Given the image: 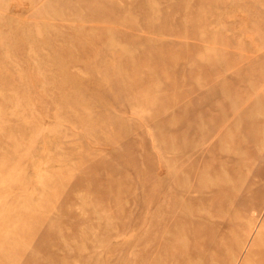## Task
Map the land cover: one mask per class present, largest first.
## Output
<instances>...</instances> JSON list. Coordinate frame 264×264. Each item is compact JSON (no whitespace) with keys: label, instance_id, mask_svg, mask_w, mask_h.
Returning a JSON list of instances; mask_svg holds the SVG:
<instances>
[{"label":"rangeland","instance_id":"374dc122","mask_svg":"<svg viewBox=\"0 0 264 264\" xmlns=\"http://www.w3.org/2000/svg\"><path fill=\"white\" fill-rule=\"evenodd\" d=\"M261 252L264 0H0V264Z\"/></svg>","mask_w":264,"mask_h":264},{"label":"bare ground","instance_id":"6f19581e","mask_svg":"<svg viewBox=\"0 0 264 264\" xmlns=\"http://www.w3.org/2000/svg\"><path fill=\"white\" fill-rule=\"evenodd\" d=\"M231 141H232V140H231ZM207 176H208V175H207ZM187 179H188V178H187ZM187 179H186V180H187ZM202 181H204V180H202ZM201 183H202V182H201ZM207 183H210V182L208 181ZM207 183H205V185H206ZM203 184H204V182H203ZM205 185H204V186H205ZM206 186H207V185H206ZM206 186H205V187H206ZM211 186H212V185H211ZM211 186H210V187H211ZM209 189H210V188H209ZM182 208H183V207H182ZM202 208H203V207H202ZM199 212H200V211H199ZM189 213L191 214V212H189ZM201 213H203V212H201ZM257 237H258V236H257ZM257 239H259V237H258ZM261 244H263V243H261ZM262 251H263V250H262ZM170 256H171V255H170ZM258 264H264V252H261V253H260V260H259Z\"/></svg>","mask_w":264,"mask_h":264}]
</instances>
